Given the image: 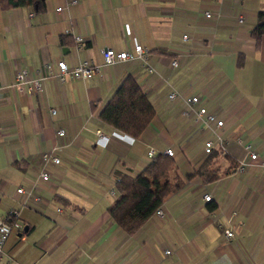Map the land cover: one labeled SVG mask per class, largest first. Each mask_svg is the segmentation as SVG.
I'll return each mask as SVG.
<instances>
[{"label":"crops","instance_id":"crops-1","mask_svg":"<svg viewBox=\"0 0 264 264\" xmlns=\"http://www.w3.org/2000/svg\"><path fill=\"white\" fill-rule=\"evenodd\" d=\"M261 9L264 0H46L40 12L0 8V217L18 211L0 264H264V34L258 46L251 35ZM135 41L149 50L152 71L138 58L103 63V48L132 51ZM82 59L99 65L98 73L58 78L59 60L74 66ZM22 68L31 78L45 75L41 91H17ZM127 74L155 108L133 140L110 136L113 127L98 116ZM172 89L201 93L207 111L227 119L225 151H203L213 134L191 124L182 100L168 98ZM240 139L259 157L236 171L237 160L248 158ZM167 146L176 150L170 178L184 186L158 206L162 216L157 207L129 232L108 213L116 182L150 162L149 147ZM43 150L60 157L45 165L56 184H33ZM202 165L230 171L206 182L194 174ZM19 186L40 200L21 206Z\"/></svg>","mask_w":264,"mask_h":264},{"label":"trees","instance_id":"trees-1","mask_svg":"<svg viewBox=\"0 0 264 264\" xmlns=\"http://www.w3.org/2000/svg\"><path fill=\"white\" fill-rule=\"evenodd\" d=\"M17 6H31L40 12L45 10L46 0H0V8ZM263 34L264 10L261 9L251 30L256 46L260 44ZM93 107L94 104H91V108ZM154 113L155 108L147 92L133 75L127 74L101 107L98 116L112 127L124 130L136 138L152 120ZM176 163L174 155L157 152L137 175L120 178L116 182L118 198L108 208L111 219L127 231L136 232L168 195L184 186L177 177L170 178V171L176 167ZM237 163L238 160L236 166ZM229 171L228 168L202 165L194 174L200 175L207 182L218 179Z\"/></svg>","mask_w":264,"mask_h":264},{"label":"built area","instance_id":"built-area-1","mask_svg":"<svg viewBox=\"0 0 264 264\" xmlns=\"http://www.w3.org/2000/svg\"><path fill=\"white\" fill-rule=\"evenodd\" d=\"M69 2H75V0H69ZM63 7L59 6L57 9L60 10ZM204 14L209 17L211 12L209 10H205ZM242 17L238 16V20L241 21ZM186 37V34L183 35ZM76 39L79 40L80 37L76 36ZM148 52L149 50L141 45L138 41L133 43V50L129 51L128 49H123L120 51H115L111 47H105L102 49V56H103V63L104 64H113L116 61L124 60L128 58H138L142 61L144 66L147 68L148 71L153 70V66L148 61ZM44 66L48 67L50 63L44 61ZM171 64L176 65L177 60L172 59ZM58 72L57 76L60 80L65 81H73L78 78H89L93 75L97 74L99 71V65H95L90 63L87 59L80 60L76 65L69 66L64 60H59L57 62ZM45 75H39L37 77L31 78L26 69H19L16 71L15 81L13 86L17 89V91H27V92H39L43 88V80ZM180 98L184 103V108L182 109V114L185 116H191V124L197 125L200 128L208 129L212 134L213 138L207 139L204 143L203 151L205 153L211 151L213 147L216 145L218 149L223 152L225 151V138H224V131L226 128V118L222 119L216 116V114L208 112L206 107L201 104L202 94L201 93H194V94H186L183 90L172 89L168 93L169 99ZM49 110L51 112H55L53 107H50ZM59 133L63 132V129L58 130ZM97 134L99 138L103 136L100 130H97ZM244 148L247 151L248 158H240L238 159V163L236 166V171H243L252 160L257 159L259 157L258 153L251 149L249 142L242 141ZM168 155H175V148L173 146H167L162 151ZM149 156H154L157 151L153 147H149L147 151ZM41 158L43 161L44 166L39 170V173L33 184L38 183V181L47 183V184H56V180L53 179L51 176L50 171L46 168V164L49 161H53L55 163L60 161V157L53 153L52 150H43L41 152ZM264 166V161L260 162ZM119 180V179H118ZM111 194L115 193V188H111ZM17 195L16 201L21 205L24 206L30 198H34L35 200L39 201L40 198L38 196L33 195L32 188H24L18 187L16 188L15 196ZM211 198L210 195H205L204 200L209 201ZM158 216L163 215V211L161 207H158L155 211ZM236 212H232V214L228 217V220L235 214ZM18 216L17 210H11L8 214L4 217H0V257L3 254V246L12 230L13 220ZM220 217V216H219ZM218 215H214L212 220L219 221ZM224 235L227 238H231L233 236V231L231 229H224ZM170 250H165L164 254L169 255Z\"/></svg>","mask_w":264,"mask_h":264},{"label":"clouds","instance_id":"clouds-1","mask_svg":"<svg viewBox=\"0 0 264 264\" xmlns=\"http://www.w3.org/2000/svg\"><path fill=\"white\" fill-rule=\"evenodd\" d=\"M110 136H117V137H130L132 140L135 139L134 136H132L131 134L125 132L124 130H121L119 128L113 127L110 133ZM108 135H105L106 140L110 137Z\"/></svg>","mask_w":264,"mask_h":264}]
</instances>
